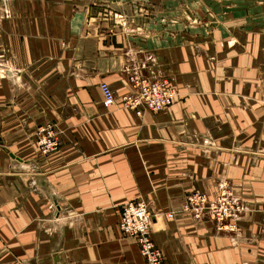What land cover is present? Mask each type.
<instances>
[{"label": "crops", "instance_id": "obj_1", "mask_svg": "<svg viewBox=\"0 0 264 264\" xmlns=\"http://www.w3.org/2000/svg\"><path fill=\"white\" fill-rule=\"evenodd\" d=\"M132 73L174 104L107 108ZM223 181L234 232L183 211ZM139 200L168 264H264V0H0V264H145L120 226Z\"/></svg>", "mask_w": 264, "mask_h": 264}, {"label": "built area", "instance_id": "obj_2", "mask_svg": "<svg viewBox=\"0 0 264 264\" xmlns=\"http://www.w3.org/2000/svg\"><path fill=\"white\" fill-rule=\"evenodd\" d=\"M129 82L132 91L121 96L109 83L101 85L107 108L120 104L122 108L143 116L147 111L160 112L172 106L179 94L168 76L151 79L132 73ZM36 136L40 152L44 156L58 151L62 145L61 133L54 123L40 126ZM183 211L198 222L209 217L219 232H234V222L239 220L245 207L230 182L223 181L219 184V193L214 199L201 191L188 194ZM174 216L173 212L169 214L170 218ZM154 217L147 201L129 202L122 209L121 230L125 235L136 239L145 264H168L163 250L153 239Z\"/></svg>", "mask_w": 264, "mask_h": 264}, {"label": "rangeland", "instance_id": "obj_3", "mask_svg": "<svg viewBox=\"0 0 264 264\" xmlns=\"http://www.w3.org/2000/svg\"><path fill=\"white\" fill-rule=\"evenodd\" d=\"M146 201V200H145ZM149 204V203H148Z\"/></svg>", "mask_w": 264, "mask_h": 264}]
</instances>
